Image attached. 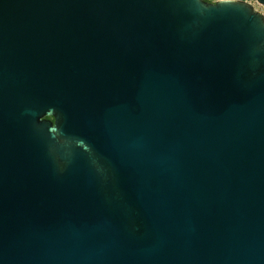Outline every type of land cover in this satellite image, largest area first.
I'll return each instance as SVG.
<instances>
[{"label": "water", "instance_id": "95a60500", "mask_svg": "<svg viewBox=\"0 0 264 264\" xmlns=\"http://www.w3.org/2000/svg\"><path fill=\"white\" fill-rule=\"evenodd\" d=\"M251 1L0 0V264H264Z\"/></svg>", "mask_w": 264, "mask_h": 264}, {"label": "rangeland", "instance_id": "374dc122", "mask_svg": "<svg viewBox=\"0 0 264 264\" xmlns=\"http://www.w3.org/2000/svg\"><path fill=\"white\" fill-rule=\"evenodd\" d=\"M251 3L254 5V7H255L256 9H258V10L264 12L263 7H262L259 3H257L256 1H251Z\"/></svg>", "mask_w": 264, "mask_h": 264}, {"label": "trees", "instance_id": "16d2710c", "mask_svg": "<svg viewBox=\"0 0 264 264\" xmlns=\"http://www.w3.org/2000/svg\"><path fill=\"white\" fill-rule=\"evenodd\" d=\"M206 1H209V2H212V1H215V0H206ZM49 119L53 120V118L50 116L48 117Z\"/></svg>", "mask_w": 264, "mask_h": 264}]
</instances>
